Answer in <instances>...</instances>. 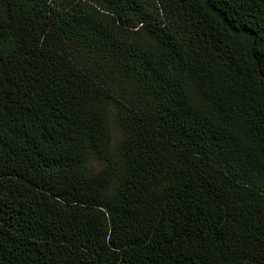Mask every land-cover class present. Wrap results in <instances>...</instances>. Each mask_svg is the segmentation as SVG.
<instances>
[{"label":"trees","instance_id":"16d2710c","mask_svg":"<svg viewBox=\"0 0 264 264\" xmlns=\"http://www.w3.org/2000/svg\"><path fill=\"white\" fill-rule=\"evenodd\" d=\"M0 264H264V0H0Z\"/></svg>","mask_w":264,"mask_h":264},{"label":"rangeland","instance_id":"374dc122","mask_svg":"<svg viewBox=\"0 0 264 264\" xmlns=\"http://www.w3.org/2000/svg\"><path fill=\"white\" fill-rule=\"evenodd\" d=\"M112 134H113V143H117L122 137V131L118 127V124L116 123L114 118H112ZM89 166L92 169H97L102 166V163L96 159H93L90 162Z\"/></svg>","mask_w":264,"mask_h":264}]
</instances>
